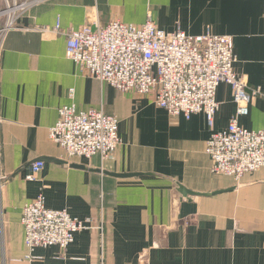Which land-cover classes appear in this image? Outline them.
<instances>
[{"label":"crops","instance_id":"0c3cea01","mask_svg":"<svg viewBox=\"0 0 264 264\" xmlns=\"http://www.w3.org/2000/svg\"><path fill=\"white\" fill-rule=\"evenodd\" d=\"M149 15L166 31L231 35L235 71L264 89V0H40L19 12L0 47V264H264V167L240 179L215 174L205 151L236 115L231 85L217 88L211 126L203 112L171 116L154 93L121 91L66 55L70 30L115 19L141 25ZM69 103L119 118L112 158L68 161L50 139ZM248 108L239 124L263 128L264 96ZM36 160L45 167L28 180ZM180 184L200 194L186 197ZM41 192L47 207L91 218L93 228L76 232L67 249L37 247L29 259L21 215Z\"/></svg>","mask_w":264,"mask_h":264},{"label":"built area","instance_id":"2783aa9c","mask_svg":"<svg viewBox=\"0 0 264 264\" xmlns=\"http://www.w3.org/2000/svg\"><path fill=\"white\" fill-rule=\"evenodd\" d=\"M38 1L14 3L9 13L13 17L2 37L13 27L18 13ZM52 30L60 33V23ZM67 37L66 55L83 73L121 91L154 93L155 103L171 116L190 118L203 112L212 126L220 108L217 88L222 82L228 83L237 112L226 129L213 131L206 142L205 151L213 160L212 172L240 179L264 167V127L251 130L238 122V116L248 113L251 99L264 96V89L252 87L235 71L238 57L231 35L216 34L210 28L200 35L181 29L166 31L149 15L141 25L118 19L107 25L90 22L68 31ZM70 95L73 97V89ZM49 137L64 150L68 161L94 155L107 160L121 142L119 118L103 110H80L75 103L64 104L57 122L49 128ZM44 167V160L32 162L26 179H37ZM92 221L75 217L67 209L47 207L41 192L25 203L21 215L26 258H36L37 247L58 245L67 249L76 232L93 228Z\"/></svg>","mask_w":264,"mask_h":264},{"label":"rangeland","instance_id":"374dc122","mask_svg":"<svg viewBox=\"0 0 264 264\" xmlns=\"http://www.w3.org/2000/svg\"><path fill=\"white\" fill-rule=\"evenodd\" d=\"M22 0H0V47L2 41L3 29L12 19L13 15H9L14 9V3Z\"/></svg>","mask_w":264,"mask_h":264},{"label":"water","instance_id":"95a60500","mask_svg":"<svg viewBox=\"0 0 264 264\" xmlns=\"http://www.w3.org/2000/svg\"><path fill=\"white\" fill-rule=\"evenodd\" d=\"M75 166H80L78 164H74ZM115 176H135V175H139V173H111ZM179 191L186 197H189V198H192L194 195H197V194H200V193H197V192H194L188 188H186L185 186L183 185H179ZM220 192H223V190H218V191H214V192H211V193H202L203 195H213V194H217V193H220Z\"/></svg>","mask_w":264,"mask_h":264}]
</instances>
